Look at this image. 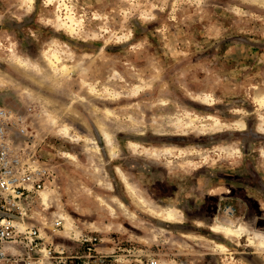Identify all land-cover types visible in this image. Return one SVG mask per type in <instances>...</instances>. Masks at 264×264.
<instances>
[{"label":"clouds","instance_id":"9594fccd","mask_svg":"<svg viewBox=\"0 0 264 264\" xmlns=\"http://www.w3.org/2000/svg\"><path fill=\"white\" fill-rule=\"evenodd\" d=\"M26 41L44 64L28 77L78 99L94 122L65 152L47 104L33 107L19 91L28 112L17 114L8 91L16 85H0L17 108H0L9 154L0 166H10L0 172V264H264V191L218 182L253 153L264 165V0H0V62L9 71L30 69L17 59ZM57 44L53 71L46 53ZM106 101L125 107L106 115L94 105ZM192 105L226 119L179 127L159 115ZM73 113L69 104L60 116ZM224 136L226 146H211ZM133 140L204 147L133 151ZM262 173L252 180L264 189Z\"/></svg>","mask_w":264,"mask_h":264},{"label":"rangeland","instance_id":"374dc122","mask_svg":"<svg viewBox=\"0 0 264 264\" xmlns=\"http://www.w3.org/2000/svg\"><path fill=\"white\" fill-rule=\"evenodd\" d=\"M64 17L68 21V24H72V18L71 16H69L68 10H65ZM20 38L22 39L23 37L21 36ZM66 42L67 41H64V43ZM46 43L47 41H42L40 47L42 48ZM33 50V45L26 41L24 44V50L20 51L17 55V59H19L22 63L30 64V69H25L24 75H22L21 73H14L9 71L7 64L0 62V85H16V88L9 87L8 91L14 99L15 104L20 106L17 114L27 115L28 112V108L25 105L24 100L18 95L19 91H23L24 94L30 98L28 100V103L32 104L33 107H37L40 104L46 103L47 107L45 108V111L47 113V118L52 121L54 125L58 126V131L62 133L64 137L68 138V142L64 145V151L70 152L72 147L71 142L77 141L80 139V136L86 135L84 127L85 123L94 122L93 113L90 109L85 108L84 105L80 104L78 99L74 97H60L58 93L48 94L47 89H49L50 85L47 81L40 79H30L28 77L27 73L29 71H31L34 76L37 69H42L44 67V64L40 63L37 60V55L39 54L38 50L37 55H33ZM46 54L47 65H49L51 70L53 71L58 70L57 65L60 63V59L63 54L60 45H50ZM4 74H6L8 77H11V81L5 79ZM98 90V88L94 87L91 89V92H96ZM106 91L111 94L114 89L108 87L106 88ZM5 101L6 97L0 96V106H8L12 111H17L16 107L6 105ZM69 104L72 105L74 113L68 116L61 117L60 113H62ZM94 105L95 108L104 110L106 115H119V110L125 107V105L122 103H115L110 101L101 103L94 102ZM159 115H161L163 118L174 121L179 127H183L186 121H194L196 119H202L204 117H212L221 121L226 119L224 115L217 116L216 113L206 111L204 108L198 107L196 105L190 106L188 111L160 113ZM233 123L239 125L238 123H241V121L237 118L233 121ZM248 123L249 127L251 128L253 126L252 122L248 121ZM74 132L79 133V135H75ZM215 135L220 136L219 133ZM187 139V137L184 138V140ZM226 141L227 137L224 136L219 140L214 141L211 146H226ZM49 142L52 144H56V146H59L57 141L53 138H50ZM251 143L259 145L261 141L259 138H257L253 139ZM162 146L166 147L169 151L180 149L181 152L187 149H193L199 152L202 151L204 147L196 140H191L188 143L182 142L181 140H171L165 141L163 145L156 140L131 141V149L133 151H159ZM262 167H264V165L261 164L258 154L253 153L251 163L245 161L243 164L237 166L235 170H229V172L225 176L218 177V182L222 183L225 186L232 185L235 189L241 190L242 194H258L261 191H264V189H262L254 180H252V174L253 172H260Z\"/></svg>","mask_w":264,"mask_h":264},{"label":"built area","instance_id":"2783aa9c","mask_svg":"<svg viewBox=\"0 0 264 264\" xmlns=\"http://www.w3.org/2000/svg\"><path fill=\"white\" fill-rule=\"evenodd\" d=\"M0 108H5V107L0 106ZM5 115H6V113L0 112V121L4 120ZM11 129H12V124L8 123L7 126L4 128V133H7ZM21 136H22V133L17 129L15 134L11 137L14 145L19 144L21 142V139H20ZM8 155L9 154L6 150V147H0V160H4L5 164L7 163L6 158L8 157ZM19 163H20V160L18 158L12 160L13 165H17ZM9 170H10V166H0V172H9ZM16 191L17 192H23L24 196H27V192L22 188H17ZM8 199L10 200L11 196H9ZM0 202L6 203L7 201H0Z\"/></svg>","mask_w":264,"mask_h":264},{"label":"bare ground","instance_id":"6f19581e","mask_svg":"<svg viewBox=\"0 0 264 264\" xmlns=\"http://www.w3.org/2000/svg\"><path fill=\"white\" fill-rule=\"evenodd\" d=\"M240 125V123H238Z\"/></svg>","mask_w":264,"mask_h":264}]
</instances>
